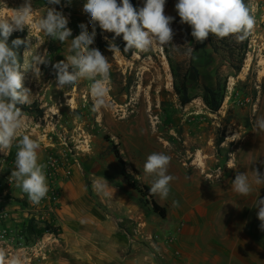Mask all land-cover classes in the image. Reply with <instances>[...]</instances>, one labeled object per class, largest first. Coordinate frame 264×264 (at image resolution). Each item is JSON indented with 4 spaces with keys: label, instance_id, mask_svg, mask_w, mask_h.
I'll return each mask as SVG.
<instances>
[{
    "label": "rangeland",
    "instance_id": "obj_1",
    "mask_svg": "<svg viewBox=\"0 0 264 264\" xmlns=\"http://www.w3.org/2000/svg\"><path fill=\"white\" fill-rule=\"evenodd\" d=\"M23 2L0 0V16L10 15L9 9L18 8ZM85 2L71 0L69 4L68 0H61L60 5H51L48 0H33L37 18L46 14V7L62 11L69 19L72 36L62 44L33 30L24 52L30 47L32 52L40 53L47 49L53 64L64 60L70 54L71 39L80 33L79 24L88 23L89 18L83 12ZM176 3L177 0H166L165 15L175 17L171 27L175 32L173 44L181 46L179 52L174 45L155 46L152 51L133 54L128 60L120 52L113 55L104 39L105 35L111 39V33H102L97 27L91 47L99 48L111 64L107 109L92 111L88 81H81L75 88L58 89L51 65H41L39 76L31 69H21L23 86L32 92L31 103L22 107L34 105V110L44 113L39 117L34 110L25 112L26 126L22 132L41 145L40 162L46 165L49 189L55 186L60 191L58 208L61 210L67 184L79 181L83 193L76 204H67L68 217L62 219L59 213L43 219L40 216L37 221L29 212L27 195L8 180L16 148L7 154L0 152V227L14 221L13 206H22L29 216L26 223L20 220L22 231L15 234L13 243L0 241V247L6 248L10 256L19 254L24 264H85L88 260L84 254L90 248L76 243L75 237L65 240L63 226L76 219L96 220L98 215L109 221L117 220L125 238L135 240L144 252L158 256L175 242L174 236L166 233V226L178 224L181 231L190 225L187 219L190 211L203 212L212 205L223 210L229 226L242 230L243 237L250 234L263 240L256 204L260 197L264 198V184H253L251 194L241 196L233 191L232 181L237 172L247 173L250 180L254 169L264 173V132L253 131L255 119L264 116V0H245L256 24L239 73L231 68L224 53L216 54L205 42L195 41L191 27L180 23ZM143 4L144 0H136L134 7L138 9ZM22 32L24 39L29 37L27 27ZM189 46L195 51L192 54L195 59L183 55ZM30 58L29 53H23V63ZM177 65L187 69L192 102L186 106L181 105L173 85L172 66ZM192 67L198 70L203 85L215 87L218 81L226 83L218 113L205 106ZM221 139L224 141L219 147ZM112 147L119 152L124 168L112 153ZM152 152L172 157L168 172L174 180L170 182L169 196L167 199L155 196L161 207H169L166 220L142 205L139 195L129 189L122 176L126 171L135 175L141 185L150 186L153 177L145 175L143 166ZM65 167L71 170L69 178L63 175ZM99 177L109 183L107 195H98L93 190L92 182ZM174 201H178V206ZM31 219L44 229L40 238L24 236V227ZM55 227L61 228L59 235ZM3 231L11 233L1 228L0 233ZM257 262L264 263L262 253Z\"/></svg>",
    "mask_w": 264,
    "mask_h": 264
},
{
    "label": "clouds",
    "instance_id": "obj_2",
    "mask_svg": "<svg viewBox=\"0 0 264 264\" xmlns=\"http://www.w3.org/2000/svg\"><path fill=\"white\" fill-rule=\"evenodd\" d=\"M48 4L60 5L61 0H48ZM165 5L166 0H144L143 6L137 9L130 0H86L83 12L89 18L88 23L79 24L80 33L71 39L70 54L54 64L47 49L43 53L37 50L32 52L33 47L24 52L30 54V60L21 64L19 49L22 45H30L33 30L62 44L68 41L72 29L68 27L69 19L62 11L46 7V14L37 18L33 0H24L18 8L9 9L10 15L0 16V152L7 154L13 147L16 148L14 168L8 180L9 183L14 182L32 204L38 205L46 198L49 186L46 165L40 162L41 145L22 132L27 115L22 106L31 103L32 92L23 86L21 69H31L35 76H39L42 74L41 65H51L58 89L66 86L75 88L81 81H88L92 111L107 109L110 106L106 98L111 64L99 48L91 47L95 42L97 27L102 33L113 34L111 39L104 36L113 55L121 51L115 42L120 37L125 42L123 52L148 53L155 46L169 45H174L179 52L181 46L173 44L175 32L171 27L175 17L165 15ZM175 10L180 23L191 27V36L197 43H204L210 35L218 39L235 37L237 42H243L256 24L245 0H177ZM25 27L29 29V37L12 39L9 43L12 34L24 31ZM39 47L37 45V49ZM193 52V47L189 46L183 55L195 59ZM253 131L264 132V116L255 119ZM171 160L172 157L164 152H152L147 156L143 170L146 176L153 177L151 196L161 199L169 196L170 182L174 180L168 172ZM253 173L250 180L247 173L237 172L232 181L233 191L247 196L253 191V184H264V173L256 169ZM108 186L104 177L92 182L93 190L98 195H107ZM173 203L178 206V201ZM256 208L260 229L264 231V198L257 200ZM0 264H24V259L19 254L10 256L6 248L0 247Z\"/></svg>",
    "mask_w": 264,
    "mask_h": 264
},
{
    "label": "crops",
    "instance_id": "obj_3",
    "mask_svg": "<svg viewBox=\"0 0 264 264\" xmlns=\"http://www.w3.org/2000/svg\"><path fill=\"white\" fill-rule=\"evenodd\" d=\"M81 193L79 181L66 185L61 198L62 219L70 215L67 204H76ZM12 210L14 221L0 229H8L15 236L22 231L20 220L26 223L29 216L22 206H13ZM187 219L190 225L181 231L178 224L165 227L175 242L158 256L145 253L135 240L125 238L117 220L109 221L100 215L92 221L83 218L65 222L63 232L65 240L75 237L76 243L90 248L84 254L88 260L85 264H258L260 254L264 255V237L262 241L250 234L243 237L242 230L229 226L223 210L216 205L203 212L190 211Z\"/></svg>",
    "mask_w": 264,
    "mask_h": 264
},
{
    "label": "trees",
    "instance_id": "obj_4",
    "mask_svg": "<svg viewBox=\"0 0 264 264\" xmlns=\"http://www.w3.org/2000/svg\"><path fill=\"white\" fill-rule=\"evenodd\" d=\"M130 2L135 6L136 0H130ZM112 33L110 38L112 37ZM25 34L20 32L19 34L14 33L10 39H24ZM250 36V35H249ZM249 36L243 42H237L235 37H228L224 39H218L215 36H209V38L205 41V46L208 45L211 50L218 54L220 52L224 53L226 61L229 63L231 68L237 73L241 72L244 67V63L246 61L248 48H249ZM116 44L120 47V54L125 59H131L133 53L131 52H123V48L125 46V42L122 37L116 39ZM25 50V45H22L19 49L20 63L23 64V53ZM172 75L174 79V89L177 95L179 96V100L182 106H186L192 102V98L187 85V69L183 68L181 65L172 66ZM185 69V71H184ZM191 70L194 72L195 80L197 86L202 90V100L205 106L212 113H218L221 110V107L224 102L225 93H226V83H221L218 81L215 87H209L200 83V75L198 70L195 67H192ZM24 112H29L34 110L36 106L31 105L30 108L22 107ZM37 116L43 117L44 113L42 110L35 109ZM223 139L217 143V146H221L223 143ZM112 153L119 160L120 164H122L123 168L125 164L121 160L120 154L115 147H112ZM136 174V171H134ZM123 178L126 180L129 189L132 192H135L139 195V201L142 205L149 206L152 212L155 215H158L161 219L166 220L168 218V209L169 207L166 205L165 207H161L157 201L155 200V196L150 195V186L141 185L135 175L127 174L126 171H123ZM25 234V235H24ZM24 236L25 238H40L44 234L43 227H40L39 224L31 219L26 227H24Z\"/></svg>",
    "mask_w": 264,
    "mask_h": 264
},
{
    "label": "built area",
    "instance_id": "obj_5",
    "mask_svg": "<svg viewBox=\"0 0 264 264\" xmlns=\"http://www.w3.org/2000/svg\"><path fill=\"white\" fill-rule=\"evenodd\" d=\"M71 170L68 167H65L63 170V175L66 178H69L71 176ZM60 201V191L53 186L51 189H49V192L45 199H43L38 205L32 204L30 202L29 212L32 214V218L39 221L40 216H42V219L45 216H51V215H58L60 213V209L58 208V204ZM50 232V231H48ZM55 232L61 233L60 227H55ZM15 240V236L12 233L3 231L0 233V241L11 244Z\"/></svg>",
    "mask_w": 264,
    "mask_h": 264
}]
</instances>
